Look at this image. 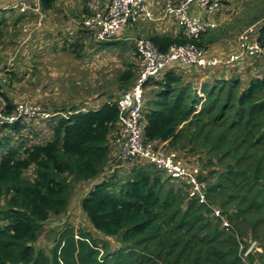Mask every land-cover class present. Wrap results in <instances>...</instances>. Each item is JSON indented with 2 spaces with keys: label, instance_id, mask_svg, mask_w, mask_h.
Returning a JSON list of instances; mask_svg holds the SVG:
<instances>
[{
  "label": "trees",
  "instance_id": "trees-1",
  "mask_svg": "<svg viewBox=\"0 0 264 264\" xmlns=\"http://www.w3.org/2000/svg\"><path fill=\"white\" fill-rule=\"evenodd\" d=\"M57 4L40 2L44 13ZM81 26L84 38L89 32ZM212 31L198 41L181 33L146 39L161 52L188 43L209 50L217 39ZM3 37L0 28V43ZM249 38L264 50V21ZM248 61V71L261 68L259 59ZM15 66L3 71L6 82L0 84L4 117L16 113L11 88L23 76ZM182 67L173 66L164 82L146 83L145 90H152L144 109V142L204 155L202 167L210 171L201 172L199 180L207 183L209 205L153 164L129 160L132 169L124 171L125 161L112 155V140L121 139L118 99L139 76L132 68L121 77L120 97L110 96L96 109L43 110L66 117L0 123V137L5 134L0 140V264H254L253 256L248 263L240 257L239 238L252 236L264 249V69L246 86L236 75L239 63L204 73L201 96L200 84L176 72ZM35 124L48 128L46 143L32 144L41 133ZM77 188L83 189L80 206L88 227L67 225L49 248L39 247L43 228L52 217L69 213ZM210 206L218 207L230 226L214 217Z\"/></svg>",
  "mask_w": 264,
  "mask_h": 264
},
{
  "label": "rangeland",
  "instance_id": "rangeland-1",
  "mask_svg": "<svg viewBox=\"0 0 264 264\" xmlns=\"http://www.w3.org/2000/svg\"><path fill=\"white\" fill-rule=\"evenodd\" d=\"M157 1L162 3L168 1L167 5L172 0ZM228 1V10L225 14L229 17V21L221 25H225L227 28L221 32L218 39H224L223 44L231 43L233 47L235 46L234 43L237 42L235 49L238 51L241 37L252 33L256 26L260 24L259 20L264 16V0ZM104 2L105 0H58L57 7L53 11L44 13L43 16L31 14L24 17L19 7L4 11L0 10L2 15L4 14V16L0 14V28L4 31V37L0 43V68L15 55L17 45L24 38V30L30 29V37L27 38L28 43L35 42L38 44L35 47L34 45L31 46L30 50L34 51V59L21 72L23 80L11 88V91H14L17 95V101L19 100L25 105L42 110L53 111L62 108L69 110L74 106L79 107L81 110L83 108L88 110L96 109L109 101L110 96H113L115 100L120 97L122 94L120 90L122 75L132 68L136 71L137 76L138 73L140 74V67L138 68L139 56L134 49L133 40L145 38L142 32L149 24L146 23L143 26L140 25L144 22L136 24L139 25L138 29H135L138 34L129 35L126 29L117 37L102 44L96 43L91 35L81 38L78 31L82 28L81 23L84 19L83 14L86 13L85 9L90 11L94 7L104 4ZM72 3L73 9L71 10ZM29 11L33 13L32 10ZM40 20L45 22L42 23ZM72 20H76L77 24ZM39 22L42 24L39 25ZM254 22L259 23L250 29L249 25ZM45 41L52 45L46 47L51 51L43 58L38 56L40 54L37 57L35 52L41 45L43 46ZM209 50L210 54L214 53L216 47ZM214 54L216 55V53ZM17 61L19 63L20 58ZM260 64V67L264 69V58L260 59ZM261 68L253 67L251 71H248V69L242 70L240 74L236 75L242 77V81L246 86L251 78L261 76ZM203 78L205 77H200L198 81H203ZM184 79L191 81L187 75ZM192 82L194 84L196 80L192 79ZM151 90L152 88L145 90L146 101L151 96ZM197 92L199 95L204 96L201 85L198 86ZM34 129L41 133L33 140L32 144L46 143L50 135L48 128L45 125L35 124ZM4 136L3 133L0 140ZM3 151L0 150V155ZM169 151L183 158L190 165H197L204 175L210 171L208 168L204 169L202 167L206 162L204 155L194 156L172 149H169ZM123 165L125 166L122 167ZM120 168L127 171L126 169L131 170L132 166L125 161ZM82 192V188H77L73 192L68 214L60 218L52 217L50 222L45 225L37 242L39 247L49 248L53 243L55 234L67 225H71L77 230L88 227L80 206V194ZM245 224L243 227L247 228ZM243 241L258 243L261 250L255 251L247 258L253 256L254 264H264V260H261L264 249L260 241L252 236L239 238V242ZM241 258L244 260L243 255H241Z\"/></svg>",
  "mask_w": 264,
  "mask_h": 264
},
{
  "label": "built area",
  "instance_id": "built-area-1",
  "mask_svg": "<svg viewBox=\"0 0 264 264\" xmlns=\"http://www.w3.org/2000/svg\"><path fill=\"white\" fill-rule=\"evenodd\" d=\"M149 0H110L107 6H96L91 9L89 16L82 20V24L96 41H109L132 25L143 22L155 21L156 15L149 8ZM225 0H178L170 2L164 9L163 17H173L177 20L180 30L192 41H198L215 27L209 17L218 15ZM26 6L22 3L9 6H1L0 10ZM194 9L201 10V14L194 13ZM137 55L139 56L140 74L134 86L123 92L118 99L119 119L121 127V139L118 140L120 149L118 159L122 161H138L151 163L155 168L172 180L187 186L191 196L200 204L209 205L207 199V183L199 180L201 170L197 165L189 164L183 158L169 151L165 144H150L144 142L145 121V85L148 82H164L167 73L175 65L197 68L204 73H212L223 65L240 64V71L246 70L248 64L244 58L261 59L264 50L257 42L250 40L249 35L240 39V49L227 57L210 56L207 49L198 47L195 43L174 45L168 51H159L154 44L146 38L134 41ZM6 82L5 76L0 72V84ZM16 113L4 117L5 110L0 96V123H15L19 119L49 120L58 115L40 108L25 105L16 101ZM216 218H221L225 227L229 222L222 216L219 208L210 206ZM257 242H240V257L244 256V262L248 263V256L255 251H260ZM246 259V260H245Z\"/></svg>",
  "mask_w": 264,
  "mask_h": 264
},
{
  "label": "crops",
  "instance_id": "crops-1",
  "mask_svg": "<svg viewBox=\"0 0 264 264\" xmlns=\"http://www.w3.org/2000/svg\"><path fill=\"white\" fill-rule=\"evenodd\" d=\"M170 1V0H169ZM174 1H178V0H172L170 2H174ZM40 2L41 0H0V5L3 6L2 4H16V3H22L24 4L26 7V10L25 11H22V16H28V15H31V14H34V16L36 15H41L43 16L44 15V12L42 11L41 9V6H40ZM110 0H105L104 4H101L102 6H107L109 4ZM168 2V1H167ZM166 2V3H167ZM166 3H162L160 1H157V0H149L148 2V5H149V8L154 12V14L156 15V20L155 21H148V22H144L142 25L140 26H143V25H146V23H148V27L145 29V31H143V36H145V38H148L150 35H155V34H159V35H167L169 37H172V38H175L177 36H179V33L183 34V30H180V27L178 25V22L175 18L173 17H168V18H165L163 17L164 15V9L166 8ZM229 5V4H228ZM228 5H226L224 7V10L222 11V13L219 15V16H213V17H209V21L215 26L213 28H211V31L212 30H216V31H212L213 34L216 32V43L214 44H211L210 45V49H214L216 47V52L214 51V53H216V55H212V56H216V57H226L228 56L229 54H233V53H236L237 52V49H235L236 45H237V42L234 43V47L232 46L233 44L231 43H227L226 44H223L224 42V39H218V37H220L221 35V32L225 31V29L227 27H225V25L221 26L223 23L229 21V17L226 16L225 12L228 10ZM20 10L21 7H19ZM73 9V3H72V6H71V10ZM29 10H32L33 13H30ZM86 10V9H85ZM194 13L196 14H201V10L199 9H194L193 11ZM90 13H91V10H90ZM1 16H4V14L2 15V13L0 12ZM88 15L86 13L83 14V18L87 17ZM42 19V18H41ZM42 23H44L42 20H40ZM264 21V16H262L259 20L260 24ZM72 22H74L75 24H77V21L76 20H72ZM259 22H254V23H251L249 25V28L252 29L251 27H255V25ZM42 23H38L39 25H41ZM227 25V24H226ZM77 26V25H75ZM259 26V25H258ZM256 26V29L257 27ZM139 25H135V26H132V27H128V29L126 30L127 32H129V35H134L133 33H137V31H135V29H138ZM140 29V28H139ZM25 32V35H24V38L19 42V44L17 45V48L15 50L14 53L15 55L14 56H10V60L7 61L6 64L3 65V67H1L0 71L1 73H3V71L5 69H8V68H11V67H14L16 64L15 67H20V69L23 71L24 68L28 65V63L32 62L33 59H34V51H31V46L34 45V47L38 44L35 43V42H31L28 43V39L30 37V29L29 30H24ZM70 32V31H69ZM79 32V35L83 38L82 34ZM138 34V33H137ZM185 36V35H184ZM87 36H85L84 38H86ZM94 39V38H93ZM136 39L133 40V42L135 41ZM94 41L98 44H102V43H105V42H108V41H105V42H98L94 39ZM134 44V49H135V43ZM226 45V47H225ZM51 47L52 45H50V43L48 41H45L43 43V46L41 45L37 51L35 52L36 56L38 54L39 57H45L51 50L50 49H47L48 47ZM47 47V48H46ZM225 47V48H224ZM136 50V49H135ZM37 56V57H38ZM13 58V59H12ZM20 58V62L18 63L17 59ZM249 58H244L243 61L247 63L249 62L248 61ZM138 68H139V61H138ZM233 69V68H232ZM234 70V69H233ZM19 71V70H18ZM200 70H195L194 68H191V67H182L180 70L177 69L176 72L178 74H182L183 76L184 75H187L189 77V79H194L196 80V84H200L207 80V75L204 74V72H199ZM232 71V70H231ZM224 72V71H223ZM233 72V71H232ZM139 74V73H138ZM204 76L205 78H203L202 80L203 81H198L200 79V77ZM198 78V79H197ZM101 106V105H100ZM99 106V107H100ZM119 149H120V145L118 143V141H113L111 142V150H112V155H118V152H119Z\"/></svg>",
  "mask_w": 264,
  "mask_h": 264
}]
</instances>
